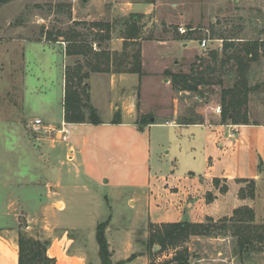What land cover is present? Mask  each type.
Instances as JSON below:
<instances>
[{
    "label": "crops",
    "instance_id": "crops-1",
    "mask_svg": "<svg viewBox=\"0 0 264 264\" xmlns=\"http://www.w3.org/2000/svg\"><path fill=\"white\" fill-rule=\"evenodd\" d=\"M162 3L163 0H88L82 18L70 17L68 22L69 25L104 23L103 19L134 16L133 20L142 27L155 21ZM109 24L112 30L109 40H105L107 46L103 41L99 47L97 42L93 46L100 52L120 53L124 41L121 31L114 36L116 26ZM121 24L124 26L125 22ZM43 37V40L25 41L39 46L42 54L51 55V65L61 57L63 94L65 67L81 57H66V43L50 42ZM148 43L141 42L142 67L145 66L143 50ZM22 62L24 90L27 70L24 53ZM42 69L43 66L37 70L39 74L44 72ZM140 78L113 71L92 73L87 82L90 104L99 113L101 124H68L70 136L64 143L56 141L60 139L53 134L32 129L31 122L41 119L36 116L27 121L23 117V100L16 115L0 120V264H18L21 218L25 220L26 233L29 224L41 222L40 219L45 222L43 235L50 242L47 256L55 264H101L95 235L97 227L105 222L111 264H161L166 254H156L155 249L161 247L150 242L155 227L204 224L207 219L218 223L225 219L223 223L228 228L222 230L225 232L232 226L234 211L245 207L253 211L251 225H264V124L234 125L222 122L218 115L210 121L203 119L201 124L186 125L167 117L158 118L160 121L151 118L149 124H141L138 116L142 114L136 111ZM116 115L121 119L120 124H112ZM63 121L62 96L60 123H43L56 127ZM153 127L168 129L166 142L161 146L158 143V148L165 150L162 153L167 168H162L159 153L155 155L159 165L152 168L154 146L150 130ZM13 128H17L16 134ZM5 137L7 140L16 137L8 147L10 151L3 145ZM214 181L226 183L227 193L219 194ZM243 181L254 182L253 199H239L238 193L246 184ZM73 187L98 208L89 213L92 220L89 230L82 231L81 225H77L76 219L82 216L78 211L72 213L68 204L66 191ZM207 193L215 197L210 203L205 199ZM83 201L81 197L75 199L76 208ZM68 211L70 218L65 222L76 224L61 225L50 220L56 213ZM231 241L229 233L208 238L210 244L223 243L227 249ZM218 258L217 262L222 264H245L232 256Z\"/></svg>",
    "mask_w": 264,
    "mask_h": 264
},
{
    "label": "rangeland",
    "instance_id": "rangeland-1",
    "mask_svg": "<svg viewBox=\"0 0 264 264\" xmlns=\"http://www.w3.org/2000/svg\"><path fill=\"white\" fill-rule=\"evenodd\" d=\"M87 1L0 0V120L7 119L6 117H10L11 114L16 115V111L20 110L21 100H23L25 115L23 117L27 121L38 116L43 122L49 124L57 123L58 125L60 123L62 96L64 98L61 57L56 58V63L51 65L53 63L51 55L42 54L39 46L30 43L32 41L25 40H43L44 32L54 34L57 31L64 32L70 28L74 29L75 27L69 25V15L71 18L81 19L82 11L86 10ZM119 6L121 7V5H115V7ZM159 7L155 21L139 28L141 29L138 38L140 51L141 42L148 41L149 43L144 46L143 50L144 67H142L143 59L141 58L142 76L139 78L142 84L136 89V111L138 115L139 112L142 114L138 116V120L140 119L141 123H148V119L151 118L160 121L158 118L167 117L166 119L183 123V119L203 118L208 121L214 119L216 114L212 112V109L217 106H220L221 110L223 109L221 100L223 90L231 88L238 79L237 70L232 67L233 61L225 63L220 68L218 65L216 66L217 73L210 74L214 84L199 88L202 91L201 98L197 93L178 92L173 89L170 77L165 73L187 75L191 67L197 68L201 62H208L212 53L217 55L219 62L222 59L224 45H228L225 54L230 55L241 50L243 45L249 42L257 43L258 47L256 60L250 62L249 69L244 75L249 91L244 98L240 99L239 116L250 123L264 124V45L261 44V42L264 43V0H163ZM96 8L93 7L92 11L99 12V6ZM129 19L130 16L124 19L103 20L104 23H114L113 25L116 26L114 36H117L118 31H121L120 34L123 33L124 26ZM124 22L123 26L121 23ZM76 29L89 34L95 32L90 31L88 27H76ZM178 29L185 31L184 34H181ZM95 30L100 31L99 29ZM203 39L209 41L205 49L199 47V42ZM90 40L92 38H89L88 43ZM106 42L103 41L104 44ZM93 44L94 42H90L92 56L93 53L100 52ZM182 45L185 46L182 47ZM129 50H133L130 44ZM23 53L27 68L24 90ZM57 54L59 55V52ZM88 60L92 61V57H88ZM39 62L40 64H38ZM70 65L73 67V63ZM41 66H43L44 72L40 73V76L37 70H40ZM109 66L110 71H115L112 63ZM102 104L101 106H103ZM97 114L100 117L99 113ZM170 116L174 117L169 118ZM25 129L28 130L27 126ZM16 130L17 128H13L12 132L16 134ZM150 132L154 146L152 168L159 165L155 156L157 153L161 157L162 168H167L169 166L167 159L162 153L163 148H158V143L161 146V143L166 142L168 129L153 127ZM15 141L16 137L10 140H7L6 137L2 138L3 145L7 146L9 151L8 147H11ZM56 141L64 143L61 139ZM213 186L221 195L227 193L229 189L226 183L219 184L217 182L213 183ZM247 188L248 185L245 184L242 189ZM66 195L69 199V201L67 200L69 206H72V213L78 211V215L82 216L80 220L74 218L78 221L77 225H81L82 231L91 229L92 220L88 216L98 208L95 209V205L88 202L85 195L74 187L67 190ZM79 197L84 201L78 209L75 199ZM214 198L211 193H207L205 196L208 203L212 202ZM239 199L242 198L239 197ZM238 210L246 214L245 210L249 211L250 209L245 207ZM69 213L70 211L56 213V217H51L50 220L59 221L61 225L76 224L65 222L69 221ZM223 220L218 223L212 221L210 226L227 227ZM39 221L41 222L29 224L30 230L27 234L24 229L25 220L21 218L20 228L31 239L44 241L46 238L43 235V229L46 225L41 219ZM258 227L257 229L264 231V225ZM210 233L211 236L190 234L187 238L178 240L177 244L173 246L166 245L160 250L156 248L155 252L159 255L166 254V258L161 264H222L217 262L220 261L218 257L222 259L230 256L235 257L237 262L241 259L245 264H264V239L260 242L255 240L254 248L246 256V253L239 254L237 240L230 231H215V233L210 231ZM228 233L232 237L231 247L228 249L223 243L210 244L208 242L210 237L224 236ZM253 233H256L255 235L264 234L260 230H253ZM197 238L200 241H197ZM91 250L89 248V251ZM235 252H237L236 256ZM218 253H221V256H218ZM151 254L153 255L152 252ZM201 259L204 261L198 263ZM213 259L214 262H211Z\"/></svg>",
    "mask_w": 264,
    "mask_h": 264
},
{
    "label": "trees",
    "instance_id": "trees-1",
    "mask_svg": "<svg viewBox=\"0 0 264 264\" xmlns=\"http://www.w3.org/2000/svg\"><path fill=\"white\" fill-rule=\"evenodd\" d=\"M5 3V1H2ZM70 18V15H69ZM132 16L125 25V29L121 36L123 38V49L120 53H109L108 51H102L101 53H93L90 49V42H101L109 40L112 26L109 23H90L85 22H73L74 29H68L64 32H44L45 39L50 42H62L66 43L65 56H78L81 60H76L73 63V67L66 66L64 70V98H63V119L67 124H91L99 125L101 120L97 114V111L90 104L89 87L87 80L90 73H111L109 64L112 63L115 68L114 73L118 74H134L138 77L142 76L141 71V51L138 43L140 27L139 21L133 20ZM76 27H88L90 31H95L94 34L83 33L78 31ZM95 29H99L97 32ZM87 31V30H85ZM110 31V32H109ZM89 38L92 40L89 41ZM129 44L133 47V50H129ZM264 45L263 42H261ZM99 47V44L97 45ZM228 45L223 46L222 59L217 61V55L212 53L211 59L206 62H201L197 68L191 67L188 74H171L165 73L170 77L171 86L178 92L197 93L201 98V86L213 85L212 77L210 74L217 73L218 65L223 67L225 63L233 61V68H236V83L229 89H225L222 92V110L221 121L231 122L232 124H248L249 122L239 116L240 99L244 98L248 89L245 84V73L249 69L250 62L256 60L257 43H245L241 50L235 53L226 55ZM245 55V56H244ZM92 57V61L88 60V57ZM251 60H249V59ZM216 68V69H215ZM183 124H201L203 118L197 120H185ZM142 122L141 124H149ZM121 119L119 115H116L112 121V124H120ZM218 181H214L217 183ZM248 185L247 189H240L238 197L242 199H253L255 195V184L253 181H243ZM246 214L241 213L240 210L234 212L231 220L232 226L229 231L236 238L237 248L239 254H248L254 248L255 240L260 242L264 239V234L255 235L254 231L260 230L264 233L263 229H257L258 226L251 225L254 221L253 211L245 210ZM241 214V215H240ZM211 220L206 221L204 224H190L179 223L171 225H163L161 227H155L150 235V242L157 243L161 248L166 245L173 246L177 244L178 240L187 238L190 234L211 236L210 231H222L228 229L227 227H211ZM240 223L238 226L237 224ZM107 222L100 224L96 229L95 239L98 245V255L101 264H111L109 261L110 254L108 251L107 242L105 240V228ZM252 226V227H251ZM254 226V227H253ZM261 228V227H258ZM50 245L48 240L40 241L34 240L26 236L23 232L19 233L18 249L19 257L18 264H55V260L47 256V250ZM237 252H235L236 256Z\"/></svg>",
    "mask_w": 264,
    "mask_h": 264
},
{
    "label": "built area",
    "instance_id": "built-area-1",
    "mask_svg": "<svg viewBox=\"0 0 264 264\" xmlns=\"http://www.w3.org/2000/svg\"><path fill=\"white\" fill-rule=\"evenodd\" d=\"M181 34H184L185 31L178 29ZM208 40L203 39L199 42V47L201 49H205L208 44ZM214 113L218 116H221V108L220 106H217L215 109H213ZM33 130L35 131H44L47 134H53L54 136H57L62 141L66 142L69 139L70 131L68 128V124L64 121L61 122V124L58 127H53L51 125H48L46 123H43L41 120H33L31 122V125Z\"/></svg>",
    "mask_w": 264,
    "mask_h": 264
},
{
    "label": "water",
    "instance_id": "water-1",
    "mask_svg": "<svg viewBox=\"0 0 264 264\" xmlns=\"http://www.w3.org/2000/svg\"><path fill=\"white\" fill-rule=\"evenodd\" d=\"M140 131L142 132L143 130H142V129H140Z\"/></svg>",
    "mask_w": 264,
    "mask_h": 264
}]
</instances>
